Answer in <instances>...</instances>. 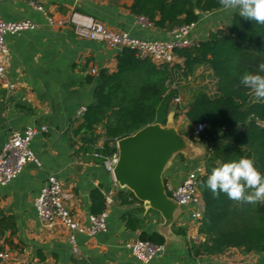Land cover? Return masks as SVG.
Segmentation results:
<instances>
[{"label":"crops","instance_id":"0c3cea01","mask_svg":"<svg viewBox=\"0 0 264 264\" xmlns=\"http://www.w3.org/2000/svg\"><path fill=\"white\" fill-rule=\"evenodd\" d=\"M133 3L134 0H0L2 20H29L37 26L7 37L10 87L0 88V151L12 131L24 132L28 127L48 130L39 132L31 144L41 166L29 163L17 179L0 184V254L9 255L7 259L0 258V264H142L126 244L140 239L143 233L160 234L164 223L161 215L140 202L122 205L118 193L124 189L115 183L105 164L79 158L78 147L72 146V123L77 124L82 111L94 103L97 81L89 85L88 77L97 78L103 69L115 72L121 51L82 39L74 27L60 22L76 12L140 40L172 37L173 33L145 26L130 12ZM235 14L224 9L202 14L190 37L195 43L207 40L212 31L220 29L217 25L226 16L230 28ZM182 116L178 118L184 119L175 126L180 134L191 138L196 126ZM194 141L199 143L196 138ZM199 145L202 154L196 159L184 155L174 159L164 175L167 185L180 184L204 160L203 149L207 146ZM52 175L72 194L67 207L83 224H88L92 215V192L100 189L106 199L108 231L93 237L77 234V252L70 242L69 230L62 226L49 229L38 219L35 200ZM137 210L141 212L135 214L136 218L144 221L145 227L133 231L125 218ZM176 223L177 228L185 230L187 239L170 232L164 254L148 264H264V252L237 248L220 255L195 257L188 239L199 246L204 237L183 212Z\"/></svg>","mask_w":264,"mask_h":264},{"label":"trees","instance_id":"16d2710c","mask_svg":"<svg viewBox=\"0 0 264 264\" xmlns=\"http://www.w3.org/2000/svg\"><path fill=\"white\" fill-rule=\"evenodd\" d=\"M220 10L223 8L219 0H134L130 8L134 16L169 33L196 25L202 14ZM175 53L178 61L174 66H157L150 59L138 57L136 51L124 48L118 55L115 72L103 69L97 78L88 77L89 85L97 81L94 103L85 108L77 124L72 123V146L78 147L79 158L104 165L118 152L121 139L148 125L166 126L174 110L175 119L184 113L194 126H206L196 141L207 146L206 175L198 182L205 204L199 233L205 242L192 245L191 254L214 256L230 248L264 252V203L234 201L223 193L214 196L203 183L214 168L241 158L252 159L264 174V100H258L239 83L245 74L264 75L259 70L264 64V25L235 14L227 31H212L207 40ZM200 67L212 74L215 94L196 92L185 108H174V100L180 98L179 86L175 84L177 73L189 78ZM118 198L122 205L139 203L127 189L121 190ZM106 210L105 196L100 189L94 190L92 215ZM139 212H131L125 218L133 231L145 227V222L136 218ZM175 230L182 236L186 234L181 228ZM140 239L160 246L166 243V238L158 233H143Z\"/></svg>","mask_w":264,"mask_h":264},{"label":"built area","instance_id":"2783aa9c","mask_svg":"<svg viewBox=\"0 0 264 264\" xmlns=\"http://www.w3.org/2000/svg\"><path fill=\"white\" fill-rule=\"evenodd\" d=\"M37 9L44 11L42 7H37ZM140 21L145 26L152 27L145 19L141 18ZM60 25L74 27L77 36L82 39L105 43L109 47L120 51L124 48L132 49L136 51L138 57L150 59L157 66H174L178 61L176 50L189 48L195 44L191 40L190 34L196 25L175 31L170 39L155 41L140 40L134 38L128 32L110 30L103 23L76 12L61 21ZM36 27V24L29 20L8 22L0 18V88L8 89L10 87L6 68L7 57L10 53L7 37L20 35L25 31L34 30ZM174 103L180 105V98H176ZM84 111L85 109L82 111V115ZM205 127V125L196 126V136L202 133ZM47 131L46 127L39 129L28 127L24 132L12 131L7 143L0 151L1 185H7L17 179L29 163H36L41 166L40 160L31 149V144L39 132ZM118 159L119 154L117 152L105 162V169L112 176ZM205 163L204 158L187 174L180 184L176 186L166 184L168 194L179 203L183 215H188L198 231L205 211L204 201L198 189V182L201 177L206 175ZM71 199L72 194L65 189L56 176L52 175L48 177L46 185L36 198L35 208L40 223L45 227L54 229L57 226H62L69 230L71 233L70 242L74 247V251L77 252V234L93 237L98 233L107 232L108 213L106 210L100 215H91L88 224H83L67 207V202ZM108 201L111 202L110 199ZM126 248L142 264L152 262L165 252V246L155 245L141 239L127 243ZM8 257V254H0V258L7 259Z\"/></svg>","mask_w":264,"mask_h":264},{"label":"water","instance_id":"95a60500","mask_svg":"<svg viewBox=\"0 0 264 264\" xmlns=\"http://www.w3.org/2000/svg\"><path fill=\"white\" fill-rule=\"evenodd\" d=\"M173 118L171 115L166 126L148 125L118 141L119 159L113 172L122 189L129 190L147 209L161 215L164 223L160 234L165 238H169L172 226L183 212L167 192L165 172L179 155L194 160L202 154L195 141L178 132Z\"/></svg>","mask_w":264,"mask_h":264},{"label":"clouds","instance_id":"9594fccd","mask_svg":"<svg viewBox=\"0 0 264 264\" xmlns=\"http://www.w3.org/2000/svg\"><path fill=\"white\" fill-rule=\"evenodd\" d=\"M219 3L228 13H236L245 20L264 25V0H219ZM259 70L264 72V64L259 66ZM239 83L251 90L258 100H264V75L245 74ZM203 183L214 196L223 193L234 201L264 202V174L258 171L250 158L214 168Z\"/></svg>","mask_w":264,"mask_h":264},{"label":"rangeland","instance_id":"374dc122","mask_svg":"<svg viewBox=\"0 0 264 264\" xmlns=\"http://www.w3.org/2000/svg\"><path fill=\"white\" fill-rule=\"evenodd\" d=\"M229 21H230V19H228L226 16L225 18H223V21L217 25V27L224 30V31H227L229 29V25H230ZM192 41L194 43L196 42L194 39H192ZM175 84H177L179 86L181 103H180V105H176L174 103V108H176L177 106H181L182 108H185L192 101L196 92L205 90L211 95L215 94V92H216L215 80H214L212 74L204 67L198 68L196 70V72L189 78H183L180 73H177ZM174 113H175V110L172 113V116ZM182 114H184V113H181L180 115L182 116ZM180 119H184V118H180ZM180 119L179 118H177V119L173 118L174 124L179 122ZM194 135L191 137V139L193 141H194V138L197 139L196 134H194ZM199 144H201V143L196 142V145H199ZM199 146H201V145H199ZM203 150L206 154L207 147H205V149H203ZM176 224L177 223H175L171 228V233H173V234H175V232H176V230H175L177 228ZM178 235L181 237H184V240L187 239V238H185V237H187L186 234L184 236H182L181 234L178 233ZM188 240H189L191 245H195V243H193V241L191 239H188ZM204 242H205V239L202 238L200 243H204Z\"/></svg>","mask_w":264,"mask_h":264}]
</instances>
